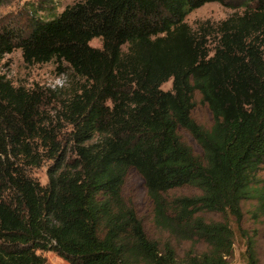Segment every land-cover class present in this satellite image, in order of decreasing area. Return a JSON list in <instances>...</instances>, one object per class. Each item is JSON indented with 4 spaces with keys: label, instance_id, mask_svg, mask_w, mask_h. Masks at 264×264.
I'll return each instance as SVG.
<instances>
[{
    "label": "trees",
    "instance_id": "1",
    "mask_svg": "<svg viewBox=\"0 0 264 264\" xmlns=\"http://www.w3.org/2000/svg\"><path fill=\"white\" fill-rule=\"evenodd\" d=\"M209 2L235 12L194 30L187 15ZM40 5L25 27L0 26V264H47L39 251L69 264H230L234 231L205 215L240 222L252 202L264 218V0H76L48 17ZM15 49L67 86L15 85L1 64ZM198 93L209 127L193 117ZM131 169L155 222L208 251L179 260L148 237L123 196ZM182 187L200 194H172ZM241 233L245 264H264L256 231Z\"/></svg>",
    "mask_w": 264,
    "mask_h": 264
},
{
    "label": "rangeland",
    "instance_id": "2",
    "mask_svg": "<svg viewBox=\"0 0 264 264\" xmlns=\"http://www.w3.org/2000/svg\"><path fill=\"white\" fill-rule=\"evenodd\" d=\"M74 1L76 0H0V26L15 23L18 26L25 27L31 4L38 6L42 4L46 10H41L40 14L48 17L52 13H59ZM234 12V9L219 2H209L191 11L186 17V22L196 30L203 24L215 26ZM91 44L101 46V41L93 39ZM1 64L4 72L15 85L31 86L35 83H41L50 86H67L68 76L60 74L53 63L27 65L23 60L20 49H15L12 53L5 55ZM171 87V80L162 86L165 90ZM196 101L197 105L193 111V117L206 127L211 126L213 123L212 114L207 105L201 102L199 93L196 95ZM182 138L197 154H202V148L190 134L182 132ZM35 175L42 183L47 181L45 167L35 170ZM172 194L176 196H197L200 192L193 187H182L176 189ZM123 196L128 204L135 208L138 217L144 224L148 237L157 242L160 247L168 244L173 248L179 260H183L190 253L200 254L209 250L204 241L198 238H189L180 232H173L170 228L160 226L155 222L152 204L144 180L136 169H131L125 178ZM242 208L244 215L240 222L224 213H208L205 215V219L227 223L234 231L232 253L227 257L230 264H245L246 239L241 233V228L249 231V234H252L253 230L256 231L257 251L260 259L264 262V218L255 219L252 217L250 213V210L254 208L252 202L244 203ZM39 252L46 258L47 264H69L65 258L53 251Z\"/></svg>",
    "mask_w": 264,
    "mask_h": 264
}]
</instances>
